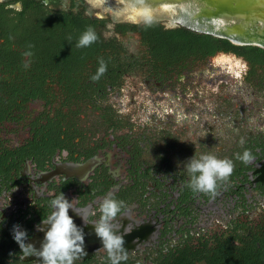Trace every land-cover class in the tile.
<instances>
[{"label":"flooded vegetation","instance_id":"af4514ba","mask_svg":"<svg viewBox=\"0 0 264 264\" xmlns=\"http://www.w3.org/2000/svg\"><path fill=\"white\" fill-rule=\"evenodd\" d=\"M76 15L103 20L93 22L100 40L124 49L93 53L112 55L102 61L116 67L96 80L99 63L80 68L83 82L72 85L61 74L72 72L68 58L82 57L74 28L89 23L73 22ZM143 23L113 21L100 0H0V45L22 42L0 52V264H36L20 259L10 226L19 223L38 247L43 233L34 226L60 191L86 223L98 219L104 196L124 201L112 221L131 229L119 264H204L229 248L264 255V66L251 72L224 53L167 65L142 50L137 34L115 33ZM244 149L249 163L233 155ZM209 151L232 159V172L214 193L193 192L184 160ZM69 215L91 233L73 264H110L92 226Z\"/></svg>","mask_w":264,"mask_h":264},{"label":"clouds","instance_id":"9594fccd","mask_svg":"<svg viewBox=\"0 0 264 264\" xmlns=\"http://www.w3.org/2000/svg\"><path fill=\"white\" fill-rule=\"evenodd\" d=\"M105 11L110 14L113 21L143 19L147 22L150 13L149 6L142 0H124L121 6L115 8L108 5ZM95 40L96 33L91 26H88L80 32L76 47H86ZM104 71L105 65L101 60L91 79L96 80ZM233 155L243 163H249L253 159L248 149ZM183 167L187 174L186 184L190 190L211 194L215 192L217 182L227 179L231 174L233 161L209 151L187 157ZM123 205V200L106 195L99 203L98 219L86 223L84 217L74 211L72 199H68L60 191L48 201L49 213L43 219L40 218L39 223L34 226L43 233L38 247L32 242H26L27 232L17 222H13L10 226L11 238L19 247L20 259L33 256L36 264H73L74 259L81 258L85 254V249L83 228L74 222L72 215H69L71 209L80 217L82 224L92 226V232L100 241L99 248L104 249L110 264H119L120 260L126 258L123 234L131 229L121 232L113 228L112 221L118 213H121Z\"/></svg>","mask_w":264,"mask_h":264},{"label":"trees","instance_id":"16d2710c","mask_svg":"<svg viewBox=\"0 0 264 264\" xmlns=\"http://www.w3.org/2000/svg\"><path fill=\"white\" fill-rule=\"evenodd\" d=\"M50 18L42 16L41 19ZM52 18V17H51ZM63 18V17H62ZM74 19L73 22H89L88 26H91L95 31V24L93 22H103V20L81 18L80 15L72 16ZM48 22V21H46ZM52 22V21H51ZM145 22V21H144ZM84 30V27L78 26L74 28V31H77L78 34ZM74 32V35L77 34ZM96 33V40L91 42L88 46L83 47L78 50H73L76 54L79 52L82 54L81 58L70 57L69 65L72 70L71 74H61V78H68L70 84L76 85L83 82L84 76H82L78 70L80 68H93L98 66V63L101 60L110 61L113 58L112 55H106L104 58H99L93 53L101 50L105 51H123V46L120 43H116L114 40H106L105 42L101 41L98 33ZM115 33L120 36H127L129 34H137L140 37V45L143 51L151 54L154 57H157L159 60L167 63V65H179V64H191L194 62H203L211 56H215L217 53H224L229 55L239 56L244 59L247 63V66L251 69V72L254 70L260 69L261 66H264V50L255 46H235L228 42L225 39H220L213 37L211 35L198 33L187 29L182 26L173 27V28H164L157 21L147 20V22L135 25L120 24L116 26ZM19 40L7 41L3 45H0V52H9L11 47L15 45L17 47L22 42ZM30 44V43H29ZM101 45L103 48H101ZM32 47L33 45L30 44ZM34 50V48H33ZM51 52L50 50L47 51ZM43 53H46L43 51ZM89 53V54H88ZM118 60V58L116 57ZM19 59H7L10 63H16ZM50 63L53 61V57L50 56ZM65 61V58H64ZM87 64V65H86ZM106 64V63H104ZM79 65V66H77ZM89 66V67H88ZM118 66H122L119 64ZM260 66V67H258ZM116 67L114 65L111 67L110 63L105 65V68ZM95 72V70H94ZM67 75V76H66ZM39 76V73L33 77ZM41 79L44 76V73L40 74ZM50 78V76H49ZM44 92V90H42ZM204 264H264V255L263 251L258 248H249L245 252L234 251L225 249L220 255L218 253L207 256ZM172 264H193L192 262L179 263L173 262Z\"/></svg>","mask_w":264,"mask_h":264},{"label":"water","instance_id":"95a60500","mask_svg":"<svg viewBox=\"0 0 264 264\" xmlns=\"http://www.w3.org/2000/svg\"><path fill=\"white\" fill-rule=\"evenodd\" d=\"M121 6L124 0H100ZM149 6L148 20L169 22L192 31L225 39L235 46H255L264 50V0H142ZM100 14L104 17L103 12ZM112 19V18H111ZM117 22H144L122 20ZM89 234H84V243ZM92 236V235H90Z\"/></svg>","mask_w":264,"mask_h":264}]
</instances>
